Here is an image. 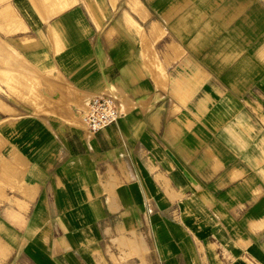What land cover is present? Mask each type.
Instances as JSON below:
<instances>
[{"label":"crops","instance_id":"0c3cea01","mask_svg":"<svg viewBox=\"0 0 264 264\" xmlns=\"http://www.w3.org/2000/svg\"><path fill=\"white\" fill-rule=\"evenodd\" d=\"M8 3L0 80L23 58L55 103L0 109V264H264V0ZM99 94L123 116L90 133Z\"/></svg>","mask_w":264,"mask_h":264},{"label":"rangeland","instance_id":"374dc122","mask_svg":"<svg viewBox=\"0 0 264 264\" xmlns=\"http://www.w3.org/2000/svg\"><path fill=\"white\" fill-rule=\"evenodd\" d=\"M9 5L10 4L8 3L6 9L4 8L0 10V32L2 37H8L7 46L10 47L11 40L9 37H15L16 32L24 28L15 26L16 21H18L20 17L17 19ZM5 14L6 17L4 16ZM10 48L14 47L11 46ZM7 50H12L14 52L13 49ZM21 60V63L17 64L21 67V73L18 75L20 80L17 81V87L14 86L16 84L14 81V74L8 72L6 78L0 80V85H2V87L0 86V109L6 113L19 116L24 114L48 113L47 108L51 109L54 106L53 104L55 101L52 95H50L44 87L46 74L31 64L25 63V59L21 58ZM14 61V56H10V53H8V67L10 63H14ZM248 103H250L249 105L254 110L253 112L256 110L255 113L258 115V119L261 118L260 122L264 127V98L261 99L260 97L254 96ZM85 105L80 106V108L83 109ZM79 110L80 109H77L78 116L80 114ZM70 112L73 113L72 110H70ZM79 118L80 116L73 117V122L84 127V124ZM133 238L134 237H120L119 239L117 238V241L121 244H130L134 249L141 246V244H137V241L141 243L143 242L142 248L146 251L149 250V244L147 242H144L143 239L139 240V238L135 241L130 240ZM125 240L127 242L123 243Z\"/></svg>","mask_w":264,"mask_h":264},{"label":"built area","instance_id":"2783aa9c","mask_svg":"<svg viewBox=\"0 0 264 264\" xmlns=\"http://www.w3.org/2000/svg\"><path fill=\"white\" fill-rule=\"evenodd\" d=\"M122 116L117 98L109 94L94 95L80 112L81 121L90 133H98L117 124Z\"/></svg>","mask_w":264,"mask_h":264},{"label":"bare ground","instance_id":"6f19581e","mask_svg":"<svg viewBox=\"0 0 264 264\" xmlns=\"http://www.w3.org/2000/svg\"><path fill=\"white\" fill-rule=\"evenodd\" d=\"M11 47V46H10ZM9 46H7V48L8 49H13L14 50V48H10ZM24 62V61H23ZM5 79V78H4ZM3 80V79H2ZM82 105V104H81ZM83 106V105H82ZM123 106V105H122ZM80 119V118H79ZM134 237V236H133ZM130 240H132V241H135L136 239H135V237L133 238V239H130Z\"/></svg>","mask_w":264,"mask_h":264}]
</instances>
